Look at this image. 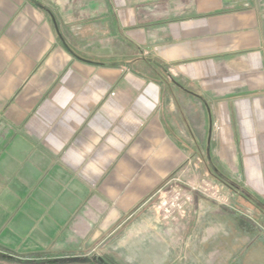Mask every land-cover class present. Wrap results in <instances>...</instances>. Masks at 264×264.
Returning <instances> with one entry per match:
<instances>
[{
    "label": "crops",
    "instance_id": "0c3cea01",
    "mask_svg": "<svg viewBox=\"0 0 264 264\" xmlns=\"http://www.w3.org/2000/svg\"><path fill=\"white\" fill-rule=\"evenodd\" d=\"M109 1L122 48L97 65L59 49L46 7L0 0L6 249L82 252L194 155L264 185V0Z\"/></svg>",
    "mask_w": 264,
    "mask_h": 264
},
{
    "label": "rangeland",
    "instance_id": "374dc122",
    "mask_svg": "<svg viewBox=\"0 0 264 264\" xmlns=\"http://www.w3.org/2000/svg\"><path fill=\"white\" fill-rule=\"evenodd\" d=\"M75 1L28 0L50 11L53 25L62 36L60 50L66 45L72 58L75 55L88 62L105 63L113 46L117 53L122 48V38L117 37L115 43L108 41L118 31L112 21V2L98 0L104 9L97 2L99 12L91 18L89 2L84 9L66 11V6ZM67 14L79 19L88 15L89 19L81 23L94 24V28L63 27L60 18ZM115 64L123 66V59L116 57ZM6 126L0 124V132L5 133ZM106 142L107 138L101 136V147ZM209 157L228 177L264 199V185L244 183L245 176L227 168L219 156L194 155L191 164L169 176L82 252L19 254L0 246V264H77L88 260L97 264H264V207L256 209L219 182L209 172ZM260 157L264 170V154ZM100 158L107 160L111 156L104 154ZM260 244L263 245L258 247Z\"/></svg>",
    "mask_w": 264,
    "mask_h": 264
},
{
    "label": "trees",
    "instance_id": "16d2710c",
    "mask_svg": "<svg viewBox=\"0 0 264 264\" xmlns=\"http://www.w3.org/2000/svg\"><path fill=\"white\" fill-rule=\"evenodd\" d=\"M40 5V4H39ZM50 12V11H49ZM70 50V49H69ZM95 64H103L101 62L91 61ZM208 162H210L209 172L217 179L219 182L226 185L229 189L236 192L237 196L241 197L251 205H253L256 209L262 210L264 207V199H262L261 196L253 192L252 190L248 189L246 186L239 184L238 182L234 181V179H231L226 175L225 172L222 171L218 166L212 163V159L209 157ZM84 263H96L92 262V260H88ZM108 264V263H106Z\"/></svg>",
    "mask_w": 264,
    "mask_h": 264
},
{
    "label": "water",
    "instance_id": "95a60500",
    "mask_svg": "<svg viewBox=\"0 0 264 264\" xmlns=\"http://www.w3.org/2000/svg\"><path fill=\"white\" fill-rule=\"evenodd\" d=\"M54 23L56 24L55 20H54ZM77 264H92V263H77ZM93 264H97V263H93Z\"/></svg>",
    "mask_w": 264,
    "mask_h": 264
}]
</instances>
